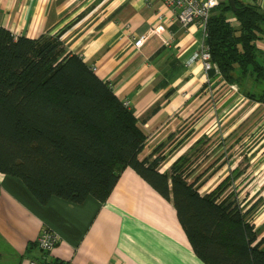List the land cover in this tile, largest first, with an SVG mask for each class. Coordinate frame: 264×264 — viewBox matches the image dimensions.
<instances>
[{"label":"crops","instance_id":"1","mask_svg":"<svg viewBox=\"0 0 264 264\" xmlns=\"http://www.w3.org/2000/svg\"><path fill=\"white\" fill-rule=\"evenodd\" d=\"M239 1L264 10V0ZM91 2L0 0V28L31 39L64 30L66 51L128 102L146 137L138 157L161 156L160 173L184 157L193 168L188 182L214 181L217 167L225 165L224 157L216 162V153L226 140L227 159L234 161L227 160L222 181L257 184L246 199L260 200L250 222L264 235V102L247 98L210 71L206 76L199 61L186 65L203 35L192 24L175 23L163 0H99L94 7ZM159 15L166 28L161 37L173 33L170 45L152 36L136 49L134 40ZM256 48L264 65V34ZM248 86L256 94L264 89V83ZM45 230L57 237L51 258L64 264H203L171 202L131 168L121 172L104 202L89 196L80 204L54 196L40 204L18 178L0 174V264L40 260L37 238Z\"/></svg>","mask_w":264,"mask_h":264},{"label":"trees","instance_id":"2","mask_svg":"<svg viewBox=\"0 0 264 264\" xmlns=\"http://www.w3.org/2000/svg\"><path fill=\"white\" fill-rule=\"evenodd\" d=\"M234 1L232 9L222 0L207 20L210 72L264 102V89L256 94L248 86L264 83L256 48L264 14ZM63 31L31 39L0 28V174L18 178L40 204L53 196L80 204L89 196L104 202L131 168L171 202L203 264H264V235L250 222L258 201L242 209L232 192L223 196L228 178L200 193L196 180L187 181L193 168L184 157L167 173L157 170L161 156L140 160L146 137L136 117L90 65L66 51Z\"/></svg>","mask_w":264,"mask_h":264},{"label":"built area","instance_id":"3","mask_svg":"<svg viewBox=\"0 0 264 264\" xmlns=\"http://www.w3.org/2000/svg\"><path fill=\"white\" fill-rule=\"evenodd\" d=\"M222 0H163L164 5L173 14V21L180 27L185 28L189 25H194L203 35V40L194 54L187 60L186 65H191L195 61L201 63L204 73L212 69L216 71L215 65L211 62L210 52L208 46L205 44L206 24L211 14V10L215 8ZM158 22L151 27L146 34L139 36L133 42V46L140 48L150 37L156 36L161 43L169 46L173 40V33L167 39L161 37L162 33L166 31L165 20L159 15ZM208 80V77H207ZM128 106V102H124ZM57 243V237L51 232L45 230L41 232L37 238V246L42 251L43 256L40 260H31L29 264H49L51 261V252Z\"/></svg>","mask_w":264,"mask_h":264},{"label":"rangeland","instance_id":"4","mask_svg":"<svg viewBox=\"0 0 264 264\" xmlns=\"http://www.w3.org/2000/svg\"><path fill=\"white\" fill-rule=\"evenodd\" d=\"M91 3H92L91 6L94 7L95 4L98 5L99 0H92ZM206 94H209V96H210L209 98L213 99L215 97V92H213V91L210 92L209 88L206 90ZM218 140L219 139H217V141ZM225 142H226V144L223 146L222 151L216 153V162H218V160L220 158L224 157L223 160L225 162V165L222 168H220L218 166V163H217L218 167L216 169V176L214 178V181H210L209 183H204V182L200 183L199 184V185H201L200 186V192L211 191L219 185V183L222 181L224 175L227 173V160H228L229 164L233 165L234 160H231V158H230L231 156H229L227 159V141L225 140ZM216 151H217V149H216ZM200 169L201 168H199V170ZM255 185H257V184L256 183L251 184L250 182H240V181L233 182L224 191L223 196L229 192H232L234 194L235 198L237 199V203L239 204V206L242 209H246L247 207H249L250 203H254L256 201H258V203L260 202L259 199H257V200H253V198L246 199L247 194L248 193L250 194V192L253 191V189H255L254 188ZM261 201L264 202V200H261Z\"/></svg>","mask_w":264,"mask_h":264},{"label":"water","instance_id":"5","mask_svg":"<svg viewBox=\"0 0 264 264\" xmlns=\"http://www.w3.org/2000/svg\"><path fill=\"white\" fill-rule=\"evenodd\" d=\"M231 6L232 9H235V1L234 0H227ZM257 12L259 14H264V10L262 9H257Z\"/></svg>","mask_w":264,"mask_h":264}]
</instances>
